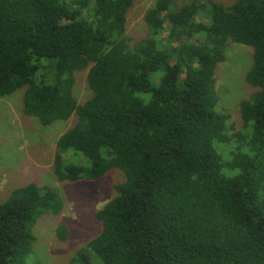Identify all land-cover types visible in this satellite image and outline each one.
Here are the masks:
<instances>
[{"label": "trees", "instance_id": "obj_1", "mask_svg": "<svg viewBox=\"0 0 264 264\" xmlns=\"http://www.w3.org/2000/svg\"><path fill=\"white\" fill-rule=\"evenodd\" d=\"M132 4L0 0V97L23 88V113L43 125L76 117L55 143L57 179L123 173L94 213L100 233L68 264H264V0H156L134 42ZM230 42L252 48L254 88L232 132L216 92ZM81 70L91 94L80 103ZM68 151L83 160L67 164ZM62 209L49 185L11 189L0 202V264H39L26 259L31 227Z\"/></svg>", "mask_w": 264, "mask_h": 264}, {"label": "rangeland", "instance_id": "obj_2", "mask_svg": "<svg viewBox=\"0 0 264 264\" xmlns=\"http://www.w3.org/2000/svg\"><path fill=\"white\" fill-rule=\"evenodd\" d=\"M180 6L186 0H173ZM231 4L235 0H212ZM156 0H133L126 14V34L131 42L148 34L143 16ZM252 63V48L230 42L225 52V60L216 67V92L219 97L218 109L229 113L232 132L240 126L236 105L253 91L245 81V74ZM87 70L75 73L73 93L78 102L87 99L91 91L86 81ZM24 89L0 97V202L11 189L34 182L49 185L58 190L63 200V209L57 214L38 216L31 227L35 240L27 262L39 264H68L74 252L84 246L101 231V222L94 213L115 194L113 185L123 180V173L117 168L108 170L102 177L58 180L53 172V158L57 138L76 120L72 115L66 120L58 119L43 125L37 117L25 115L22 111ZM73 161L67 160L68 154ZM73 151L65 153L64 161L78 163L82 156ZM75 156V157H74ZM64 226L66 235L62 239L57 232Z\"/></svg>", "mask_w": 264, "mask_h": 264}]
</instances>
